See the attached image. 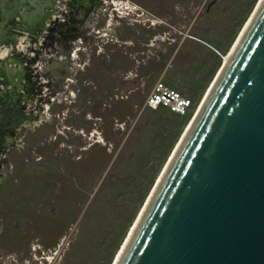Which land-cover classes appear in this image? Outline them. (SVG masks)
Masks as SVG:
<instances>
[{
	"label": "rangeland",
	"instance_id": "374dc122",
	"mask_svg": "<svg viewBox=\"0 0 264 264\" xmlns=\"http://www.w3.org/2000/svg\"><path fill=\"white\" fill-rule=\"evenodd\" d=\"M106 1L63 27L83 45L74 59L70 38L49 49L44 111L8 136L0 264H114L260 2ZM158 81L192 101L189 114L143 109Z\"/></svg>",
	"mask_w": 264,
	"mask_h": 264
},
{
	"label": "water",
	"instance_id": "95a60500",
	"mask_svg": "<svg viewBox=\"0 0 264 264\" xmlns=\"http://www.w3.org/2000/svg\"><path fill=\"white\" fill-rule=\"evenodd\" d=\"M119 264H264V1Z\"/></svg>",
	"mask_w": 264,
	"mask_h": 264
},
{
	"label": "flooded vegetation",
	"instance_id": "af4514ba",
	"mask_svg": "<svg viewBox=\"0 0 264 264\" xmlns=\"http://www.w3.org/2000/svg\"><path fill=\"white\" fill-rule=\"evenodd\" d=\"M11 2V6H2L0 0V157L3 159L6 148L11 146L9 137L27 124L37 125L44 111L39 104L47 97L48 80L43 67L44 60L52 57L49 49H63L64 39L70 38L66 42L71 46L68 58L74 59L80 50L78 46L83 45L77 36H67L63 27L84 25L83 21L95 13L105 12L101 8H106L107 3L106 0ZM67 5L71 12L67 11ZM75 12L82 13L80 19L75 18ZM106 17L105 27L109 28L111 15ZM92 33L100 34L94 29ZM16 109L30 113L32 119H16Z\"/></svg>",
	"mask_w": 264,
	"mask_h": 264
},
{
	"label": "built area",
	"instance_id": "2783aa9c",
	"mask_svg": "<svg viewBox=\"0 0 264 264\" xmlns=\"http://www.w3.org/2000/svg\"><path fill=\"white\" fill-rule=\"evenodd\" d=\"M161 108L167 109L172 114L185 116L192 110V101L185 98L177 90L158 81L146 97L143 109L157 110Z\"/></svg>",
	"mask_w": 264,
	"mask_h": 264
},
{
	"label": "bare ground",
	"instance_id": "6f19581e",
	"mask_svg": "<svg viewBox=\"0 0 264 264\" xmlns=\"http://www.w3.org/2000/svg\"><path fill=\"white\" fill-rule=\"evenodd\" d=\"M263 1H264V0H260L258 6H257V8H256V10L254 11V13L252 14L251 18L249 19V21H248V23H247V25H246V27H245V29H244V31H243L241 37H240L239 40L237 41L236 45L233 47L232 51H231L228 55L224 56V64H223L222 69L220 70L219 74L217 75V77H216V79H215L213 85L211 86V88H210L208 94L206 95V97L204 98V100H203L201 106H200L199 109L197 110V112H196V114H195V117L193 118L191 124L188 126L186 132L184 133L182 139L180 140L178 146L176 147L174 153L172 154V156H171V158H170L168 164L166 165L165 169L163 170V172H162V174H161V176H160L158 182L156 183V185H155V187H154V190H153V192H152L150 198H149L148 201H147V204L144 206V209L142 210V213H141V215L139 216V218H138V220H137V222H136V224H135V226H134V228H133V230H132V232H131L129 238L127 239L126 243L123 244V246H122V248H121V250H120V252H119V254H118V256H117V258H116V260H115V262H114V264H119V262H120V260H121V258H122V256H123V254H124V252L126 251V248L128 247V245H129V243H130L132 237L134 236V234H135V232H136V230H137V228H138V226H139V224H140V222H141V220H142V218H143V216H144V214H145V212H146V210H147V208H148V206H149V204H150V202H151V200H152V198H153V196L155 195V193H156L158 187L160 186V184H161V182H162V180H163V178H164V176H165V174H166V172H167V170H168L170 164L172 163V161H173L175 155L177 154V152H178V150H179L181 144L183 143V141H184L185 137L187 136L189 130L191 129L192 125L194 124V122H195V120H196L198 114L200 113L201 109L203 108V106H204V104H205L207 98L209 97V95H210L212 89L214 88V86H215L217 80L219 79V77L221 76V74H222L224 68L226 67V65H227L228 62L230 61V59H231L233 53L235 52L237 46L239 45V43L241 42V40H242V38H243V36H244L246 30L248 29V26L250 25V22L252 21L253 17L255 16L257 10L260 8V6H261V4L263 3Z\"/></svg>",
	"mask_w": 264,
	"mask_h": 264
}]
</instances>
